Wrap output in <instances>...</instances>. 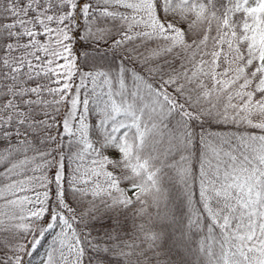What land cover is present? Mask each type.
I'll use <instances>...</instances> for the list:
<instances>
[{"label": "snow or ice", "instance_id": "snow-or-ice-1", "mask_svg": "<svg viewBox=\"0 0 264 264\" xmlns=\"http://www.w3.org/2000/svg\"><path fill=\"white\" fill-rule=\"evenodd\" d=\"M0 264H264V0H0Z\"/></svg>", "mask_w": 264, "mask_h": 264}, {"label": "trees", "instance_id": "trees-1", "mask_svg": "<svg viewBox=\"0 0 264 264\" xmlns=\"http://www.w3.org/2000/svg\"><path fill=\"white\" fill-rule=\"evenodd\" d=\"M122 187H125V188H127V185H122ZM130 194V193H129Z\"/></svg>", "mask_w": 264, "mask_h": 264}]
</instances>
